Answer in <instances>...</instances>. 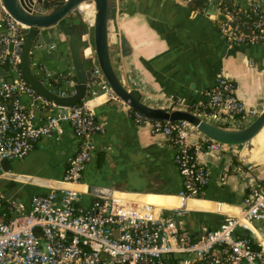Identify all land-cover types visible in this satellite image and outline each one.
<instances>
[{
    "label": "built area",
    "instance_id": "built-area-1",
    "mask_svg": "<svg viewBox=\"0 0 264 264\" xmlns=\"http://www.w3.org/2000/svg\"><path fill=\"white\" fill-rule=\"evenodd\" d=\"M228 1L213 0L227 43L264 42V0ZM3 23L0 66L8 67L13 80L0 82V175L8 171L3 159L24 158L41 137L62 133L64 123L71 125L80 146L67 158L63 182L71 186L33 194L28 203L0 192V264H264V228L256 230L258 224L264 226V177L252 173L254 181L247 184L249 194L239 213L226 214L215 228L203 225L196 236L178 223L184 204L166 208L123 193L106 195L102 188L91 191L84 173L94 156L93 136L104 132V123L88 95L75 106H60L32 88L21 71L23 25L6 11ZM94 75L105 94L116 98L98 66ZM59 80L64 88H53L59 95L73 93L72 78ZM196 105L192 111L223 128L232 129L236 118L260 114L246 106L237 85L223 72L208 101ZM130 114L175 145L183 178L178 197L184 202L202 195L210 173L198 148L228 151L233 145L207 137L187 121H153L135 110ZM246 168L252 171L253 163ZM240 229L251 236L241 235Z\"/></svg>",
    "mask_w": 264,
    "mask_h": 264
},
{
    "label": "crops",
    "instance_id": "crops-1",
    "mask_svg": "<svg viewBox=\"0 0 264 264\" xmlns=\"http://www.w3.org/2000/svg\"><path fill=\"white\" fill-rule=\"evenodd\" d=\"M188 2L122 1L116 17L117 31L112 26L110 42L113 65L122 83L138 91L150 106L189 109L193 103L208 101V92L223 72L237 85V94L249 109L264 111V42L228 44L220 33L215 9L214 18L208 14L212 1L208 9L195 12ZM84 8L85 18L92 25L94 5L85 3ZM4 13L0 4V33ZM91 52L88 49L85 55ZM31 65L37 77L46 75V85L52 89L57 88L61 76L72 77L68 37L49 29L43 46L32 50ZM12 78L8 67L0 66V82ZM51 79L59 83L53 84ZM89 91L97 119L105 125L104 132L93 136L94 156L85 168L84 182L93 187L91 191L102 188L106 195L123 193L166 208L184 204L186 209L178 223L198 235L203 225L215 228L226 214L239 213L249 194L247 184L254 181L252 173L264 177L263 128L228 151L208 152L200 146L198 154L210 180L200 198L183 202L177 195L183 188V178L173 142L137 122L130 106L105 94L100 81ZM37 114L40 116L38 109ZM256 117L236 118L232 129L245 127ZM62 128L60 134L41 137L24 158L10 162V169L0 175L1 193L28 203L33 194L71 186L63 182V177L67 158L77 152L80 143L70 124L64 123ZM248 163H253L252 171L246 168ZM86 193L84 198L90 200ZM257 227L264 228L262 224ZM239 233L247 234L243 229Z\"/></svg>",
    "mask_w": 264,
    "mask_h": 264
},
{
    "label": "water",
    "instance_id": "water-1",
    "mask_svg": "<svg viewBox=\"0 0 264 264\" xmlns=\"http://www.w3.org/2000/svg\"><path fill=\"white\" fill-rule=\"evenodd\" d=\"M123 0H0L2 8L23 25L24 45L21 54V71L29 85L40 95L54 101L60 106H75L90 92L91 86L97 84L94 75L98 66L116 98L129 105L153 121L181 122L187 121L207 137L226 145L244 144L264 128V111L249 125L238 128H223L205 120L199 113L189 109H169L153 107L144 103L141 94L129 90L118 76L111 57L112 26L116 28L118 6ZM85 3L94 5L93 23L86 20ZM215 5L212 3L208 14L214 18ZM55 28L68 37L71 61L74 69L72 80L74 91L69 95H59L55 89L46 85V75L36 76L31 65L32 50L43 46L49 29ZM121 44L125 45L121 35ZM91 48L93 54L85 55ZM12 50V46H10ZM124 50V49H123ZM124 53V51H123ZM10 79L9 82H12ZM63 84L59 83L57 89ZM5 170L10 169V162L1 161ZM201 195L198 196L200 198ZM193 236H196L193 234Z\"/></svg>",
    "mask_w": 264,
    "mask_h": 264
},
{
    "label": "trees",
    "instance_id": "trees-1",
    "mask_svg": "<svg viewBox=\"0 0 264 264\" xmlns=\"http://www.w3.org/2000/svg\"><path fill=\"white\" fill-rule=\"evenodd\" d=\"M223 2L228 0H222ZM189 5L192 11H204L205 9H208L209 7V0H189ZM68 78H71V76H67ZM51 83L57 84L59 83L58 80L56 81L55 79L50 80ZM195 107H198L195 103L189 106V110H193ZM132 112L134 111L132 108L130 109ZM245 236H251L250 233H247Z\"/></svg>",
    "mask_w": 264,
    "mask_h": 264
},
{
    "label": "bare ground",
    "instance_id": "bare-ground-1",
    "mask_svg": "<svg viewBox=\"0 0 264 264\" xmlns=\"http://www.w3.org/2000/svg\"><path fill=\"white\" fill-rule=\"evenodd\" d=\"M165 205H168V204H165Z\"/></svg>",
    "mask_w": 264,
    "mask_h": 264
}]
</instances>
